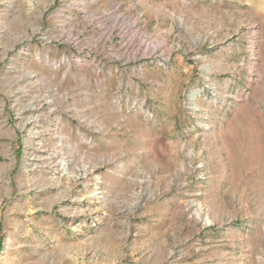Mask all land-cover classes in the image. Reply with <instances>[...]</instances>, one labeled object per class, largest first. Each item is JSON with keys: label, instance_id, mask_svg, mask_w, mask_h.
Returning <instances> with one entry per match:
<instances>
[{"label": "rangeland", "instance_id": "rangeland-1", "mask_svg": "<svg viewBox=\"0 0 264 264\" xmlns=\"http://www.w3.org/2000/svg\"><path fill=\"white\" fill-rule=\"evenodd\" d=\"M0 264H264V0H0Z\"/></svg>", "mask_w": 264, "mask_h": 264}, {"label": "bare ground", "instance_id": "bare-ground-1", "mask_svg": "<svg viewBox=\"0 0 264 264\" xmlns=\"http://www.w3.org/2000/svg\"><path fill=\"white\" fill-rule=\"evenodd\" d=\"M190 100H191V102H192V104H193V102L196 100V94H195V93H193V94L190 96Z\"/></svg>", "mask_w": 264, "mask_h": 264}]
</instances>
